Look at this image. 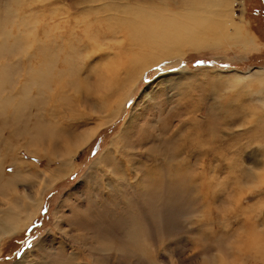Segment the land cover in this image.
<instances>
[{
    "label": "rangeland",
    "instance_id": "374dc122",
    "mask_svg": "<svg viewBox=\"0 0 264 264\" xmlns=\"http://www.w3.org/2000/svg\"><path fill=\"white\" fill-rule=\"evenodd\" d=\"M127 1L138 3V0H22L19 2L30 3L25 9L29 16L16 18L17 15L9 16L8 10L17 8L16 13L21 14L24 4L18 5V0H0V30L10 32L8 37L0 36V52L7 56L8 63L11 59L16 61L7 69L10 81H15L17 86L23 84L27 60L37 63L39 52H50L53 58L61 54L70 56L72 68L84 64L78 79L85 88L79 92L82 95L67 88L63 95L66 100L58 101L65 104L66 110L69 107L75 110L72 121H67L64 115L50 121L51 125L44 120L46 126L54 128L51 133L55 138L52 146L42 142L33 146L40 151L39 156L29 154L30 147L20 148L22 140L11 141L9 154L0 147L6 166L2 172L11 180L0 190V212L9 206L8 210L20 224L16 233L0 235V264H264L263 129V135H259L264 122L258 123L259 85L224 83V74L264 69V0H228L233 1L234 21L249 40L246 46L234 43L229 37L216 48L186 49L180 58L164 59L136 80L127 79L119 89L108 91L107 102L101 105L98 82L104 78L103 84H109V78L104 75L119 71L127 53L134 51L130 39H138L131 28L122 24L127 17L119 15L118 8ZM142 1L167 11L180 3L179 0ZM48 10L53 11V16L46 20L44 11ZM42 40L49 46L39 49ZM120 76L124 78L123 71ZM219 104L230 107L227 106L225 113L217 114ZM56 106L58 110L63 108ZM235 108L239 114L231 121L228 116L234 114ZM132 113L133 121L112 145ZM225 114L227 118H222ZM169 118L174 119L172 123L167 122ZM179 120L197 124L193 128L183 126L185 130L181 134L186 135V152L191 147L188 137L195 132L202 150L210 146L215 149L226 141L233 142L232 145L235 142L233 151H227L230 156L226 154L236 162L231 174L239 177L246 168L255 170L256 176L248 170L249 175L244 173L246 179L235 178V183L225 165L214 167L216 162L212 161L214 168L207 166L203 171L202 164H191L185 172L186 185L183 183L185 190L190 185L189 193L186 191L180 202L168 208L158 201L153 209L147 200H138L129 187L125 188L124 181L128 178L121 174L125 173L123 166L120 171L116 167L112 171V164L103 166L98 162L111 149L117 153L124 150L138 153L150 148V144H155L150 136L155 132L163 135L169 128L176 132ZM67 123L73 125L71 139L59 141L60 135L65 136L62 132L55 133L62 131ZM90 131V138L72 156L59 155L73 148L76 140ZM13 154L33 163L50 180L45 183L34 173L24 175L25 171L14 175L16 171L13 172L9 160ZM137 155L133 157L141 159ZM66 157H69L68 169L52 175L64 167ZM113 159L117 160L114 156ZM210 159L209 156L205 161ZM258 159L260 168L255 169ZM93 165L96 169H92ZM131 165L139 166L138 162ZM116 176L125 180L121 182L118 178L115 183ZM3 182L0 180V185ZM41 190L40 205L22 229L21 223H27L25 217L31 213L34 197Z\"/></svg>",
    "mask_w": 264,
    "mask_h": 264
},
{
    "label": "bare ground",
    "instance_id": "6f19581e",
    "mask_svg": "<svg viewBox=\"0 0 264 264\" xmlns=\"http://www.w3.org/2000/svg\"><path fill=\"white\" fill-rule=\"evenodd\" d=\"M19 1L22 0H18V5L21 6L24 4L21 6V12H19L21 14L16 13L17 8H11L8 10L9 16L17 15L16 18L19 16L28 17V9L26 11L25 9L29 7L30 3H20ZM179 1V6L173 5L171 10L168 11L166 9H160L158 6L150 5L147 0V4H144L145 1L142 0H138V3L135 4L129 3L128 1L124 4H121V7L118 8L121 10L119 15L120 17H127L126 20H123L122 24L125 26V28H131L138 39H135L134 37L130 39L129 45L132 44V46L135 47L134 51L127 53V56L124 60L125 63L120 64L119 71H114L115 73L112 75H104L105 78H109V84H103L105 81L104 78L100 79L98 82V87L100 89H98L97 92L100 93V99L102 100V102H99V104L104 105V103L107 102L106 99L108 98V91H113L114 89L117 90V88L119 89L125 80H136L142 76L146 69L160 63L164 59L180 58L186 49L199 50L216 48L219 44L226 43V40L229 37L234 43H238V45L240 44L241 46H246L249 44L246 34H243L242 32L243 28H241L240 24L233 19V16L236 15L234 13V9L232 8L233 1L232 3L228 0ZM113 5L114 4H111V7H113ZM111 7L108 6L110 10L112 9ZM152 8L156 9L157 12L153 11ZM161 10L162 12H160ZM48 11L49 12L44 11L45 17L48 16L46 20L53 16V11ZM45 24L41 26L42 38V32L44 30ZM36 27L38 28V25ZM59 27L62 28L60 24ZM2 34L5 35L4 37H8L10 32L9 30H0V36H3ZM47 38L48 37L45 34L44 39L47 40ZM41 42L42 43L38 46L39 49L42 47L47 48L49 46V44H44L43 40ZM250 43H252V41ZM9 53L10 52H8V54ZM37 58L39 61L37 63L30 58L27 60V70L24 74V82L23 84H20V86H17L15 85V81H10V76L7 73L8 67L12 66V64L16 61L12 62L11 59V61L9 60L8 63L7 56L4 57V54L0 52V147L2 146L1 151L6 150L5 152L7 154H9L8 145L11 143V141L17 142L18 140H22L23 144L19 147L24 149L30 147L32 151H30L29 154L35 155L36 157L39 156L40 151H38V149L36 150L33 146H35L37 142H42L44 144L47 143L49 146L54 145L52 141L55 137H53V133H51L54 132V128L49 126L51 125L49 124L50 121L55 120L60 115H62L63 118L65 116L67 121H72L71 116H73L75 113V110H71L70 107L66 110L67 107H64L65 104H59L58 101L66 100V97L63 95L65 89L67 88L73 91L76 89V93L82 92L83 89L85 90V88L82 87V81L78 79L80 70L84 64L79 63L77 68H72V58L67 54H61L56 58H53L50 52H39V56ZM53 67L55 68L53 69ZM120 71L124 72V78L120 76ZM185 71L186 70L181 72L184 73ZM74 74L76 77H74ZM224 75V83L227 85L236 84L238 82L242 84L257 83L259 85V89L256 91V93L259 94L256 101L261 104L259 108L260 114L258 113V123L260 125L261 122H264V69H256L253 72L246 73H227ZM220 77H222V75ZM80 83H82V85ZM13 87L15 88L12 92ZM79 94L82 95L81 93ZM56 104H58L60 109L63 106L62 110H58ZM218 106L219 108H217V114L225 113L227 111V106L230 107V105L227 104H219ZM254 109L256 108L254 107ZM209 111L210 109L208 112ZM233 112L234 114L232 113L228 116L231 121L234 117L238 116L239 109L237 108ZM133 116L134 115L132 113L127 121L123 124L118 137L113 140L112 145L119 141V138H121L125 130L133 121ZM222 118H227V116ZM44 120L47 121L49 124H47L48 126L44 124ZM173 120V118H169L167 122L172 123ZM179 121L180 124L178 123L177 127L178 132L176 131L173 133L169 128V130H165L163 135L161 134L162 136L157 135L156 132L154 135L150 136L151 141L155 142L154 145H149L151 146L150 148L148 147L147 149H144L138 153H133L134 151L132 152L131 150L130 153L127 152V150L117 153L116 150L111 149V151H107L109 152L108 154L101 155L102 157L98 161L100 164H103V166L106 164H112V171H114V167L118 168L120 171L123 166L125 173L123 172L121 174L128 178V180H125L123 176H116L113 181L116 183L118 178L122 180L121 182L125 180V188L129 187L138 200H147L148 204L150 205L149 207L153 206V209L158 201L162 202L164 207H167L174 202L176 204L182 200L181 198L185 196L183 194L190 190V185L189 189L187 188V190H185L183 183H185L184 181L188 177L185 172L188 170V167H192L189 166L191 164H199V166L202 164L203 171L205 170V167L207 170V166H211V169H213L214 167H219L220 164L225 165L227 166V174L230 175L235 183H237V179L235 178L240 180L246 179L244 177V173H247L249 170H246V168L245 170H242L239 173V177L233 176L231 174L230 170L233 168V166H235L234 164L236 162L234 163L233 158L227 157L226 154L228 153V156H230L229 152L233 151L232 147L235 142L232 145L233 142L224 141L225 143H223L222 146L216 147L215 149L210 146L208 149L202 150V143L200 140H198V132H195L194 136L191 134L193 138L191 135L188 137L189 145L191 147L188 149V152H186V148L188 147L184 142L186 135L181 134L185 130L183 126H189L188 128H193L197 126V124L193 121H189V123L187 121ZM71 124L72 123L65 124V126L62 128V131L59 129V131L55 133L59 135L62 132L65 136L63 137L60 135L58 137L59 141L61 140L64 142L71 139L72 131L74 130H72L73 125ZM261 126L264 127V124H261ZM262 129L264 134V128L261 127V133L258 132L259 135L262 134ZM251 133H253V130ZM90 135L91 131L86 133L83 137L78 138L73 148L66 149L59 155L61 157L72 156L74 150L80 147V145L83 144L87 139H89ZM143 138L144 136H142V139ZM146 138L147 140H150L149 137ZM244 148H246V146ZM114 153L117 154L116 156L113 155L117 160L113 159L112 154ZM133 154L135 156L138 154L137 156H139L141 159L134 158ZM3 156L4 154H0V180L4 181L1 183L2 185H0V190L1 188L8 186V184L11 182V180L7 178L6 174L2 172V170L5 171L6 168L2 162ZM209 156L211 159L209 161L207 160L208 162H206L205 158H208ZM69 157L63 158L65 161L62 163V165H68L67 161ZM9 160L11 166L13 167V172L16 171L14 175L21 174L23 171H25L24 175H28V173H34L45 183L50 180L47 178V175L44 172H39L33 163L18 158L16 154H13ZM212 161L216 162L215 166L213 165ZM135 162H138V167H132L131 164ZM126 163H130V166L126 165ZM260 164L261 161L259 160L256 165H254V168L259 169ZM65 165L64 167L62 166V168H58L56 171H54L52 175L56 176L57 172L61 173V171H66L68 166L65 167ZM95 167L96 166L93 165L92 169ZM218 169L220 170V168ZM254 171H251V173L253 176H256L257 172L255 173ZM207 172L209 173V171ZM214 174L215 175L213 176H216V173ZM64 175H66V173H64L61 177ZM132 177H135L134 180L129 181V178L132 179ZM131 183H133V185ZM121 186L123 189V185H120V187ZM43 190L38 193L39 196L42 195ZM1 192L2 191H0V193ZM38 197H34L36 202L35 204L33 202L34 205L31 213L29 215L27 213L25 217L27 223H21L23 224L22 229L28 225L34 216V213H36L35 211H37L41 200V196L39 199ZM8 208L9 206L7 209H3L5 212H0L2 213L0 216V235L3 236L5 234L12 235L16 233L19 228L18 226H20L19 221L16 220V217L14 218L15 214H12ZM0 209L2 208L0 207Z\"/></svg>",
    "mask_w": 264,
    "mask_h": 264
}]
</instances>
